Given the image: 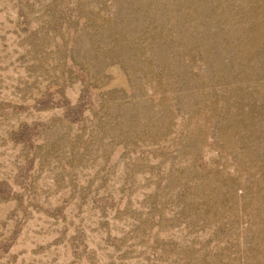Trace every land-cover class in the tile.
Listing matches in <instances>:
<instances>
[{
  "label": "rangeland",
  "instance_id": "1",
  "mask_svg": "<svg viewBox=\"0 0 264 264\" xmlns=\"http://www.w3.org/2000/svg\"><path fill=\"white\" fill-rule=\"evenodd\" d=\"M0 264H264V0H0Z\"/></svg>",
  "mask_w": 264,
  "mask_h": 264
}]
</instances>
